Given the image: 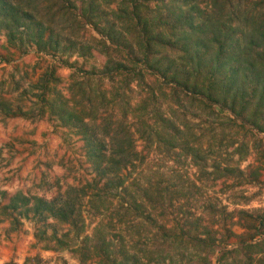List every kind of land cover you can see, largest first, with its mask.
Segmentation results:
<instances>
[{
	"label": "trees",
	"instance_id": "1",
	"mask_svg": "<svg viewBox=\"0 0 264 264\" xmlns=\"http://www.w3.org/2000/svg\"><path fill=\"white\" fill-rule=\"evenodd\" d=\"M150 1L0 0V33L5 34L9 43L33 44L37 52L55 55L60 49L79 47L83 55L92 53L91 46L81 45L68 36L69 44H61V29L55 27L61 14H67L61 20L72 19L73 29L90 25L103 38L100 51L107 58L102 69L87 73L103 74L113 82L109 94L86 93L78 84L83 99L73 98L70 105L59 90L58 103L47 100L68 130L75 129L80 135L84 162L91 170L89 178L79 179V184L69 186L53 200L31 198L17 191L0 206V221L5 217L15 223L18 216L32 215L39 222L37 228L42 238L45 229L41 228V222L48 218L76 228L78 216L82 217L83 202L92 204L101 215L108 209L105 202H120L122 210L141 215L147 204L155 209L166 199L171 202L174 197L179 198L183 187L174 186L163 173L157 180L148 179L150 182L145 185L138 184L134 178L128 180L146 159L136 148L138 138L145 143L142 150L189 156L195 165L214 152L226 157L245 153L250 137L253 148H258L260 140L255 138L256 133L264 132V0ZM112 51L122 52L126 61L108 57ZM146 72L156 76V89L147 86V95L138 105L130 107L124 91L130 89L132 81L145 84ZM44 75L40 87L48 92L50 80L56 83L59 79L54 77V69L46 70ZM84 96L87 104L82 103ZM42 97L46 99L45 94ZM160 99L166 101L170 110L161 108ZM116 101L121 102L118 113L116 108L108 110V105L113 107ZM99 106L105 110L104 114L99 113ZM196 108L200 110L197 115ZM189 115L204 116L205 120L201 121L206 130L198 126L201 132L196 133L188 121ZM205 135H210V139L204 144L200 139ZM262 168L263 165L254 168L249 182L258 180ZM212 174L213 181L220 177L241 178L243 170L219 162L213 165ZM240 213V218L247 222L246 217L251 218L249 222L255 229L264 227V214L253 217L244 210ZM120 215L123 212L117 209L109 212V216ZM144 218L155 224L150 213L144 214ZM122 219L116 221L126 223ZM100 222L95 228L99 242L96 247L105 254V263L143 264L137 255L131 254L130 248L124 249L122 241L118 248L114 247L112 238L105 237ZM210 232L195 239L204 247H214V240L219 238ZM161 235L176 242L184 241L183 234L173 231L171 234L162 231ZM229 240H221L222 246H227ZM257 245L258 242L251 244ZM248 246L245 244V248ZM148 252L149 255H142L149 259L156 256L158 261L163 249H157L155 254ZM118 254L122 258L117 260ZM149 259L145 264L153 258Z\"/></svg>",
	"mask_w": 264,
	"mask_h": 264
},
{
	"label": "rangeland",
	"instance_id": "2",
	"mask_svg": "<svg viewBox=\"0 0 264 264\" xmlns=\"http://www.w3.org/2000/svg\"><path fill=\"white\" fill-rule=\"evenodd\" d=\"M66 15L61 14L59 22L54 24L61 29V44H69L68 36L81 45L91 46L92 53L83 55L78 47L67 51L60 49L50 55L45 51L37 52L28 42L22 45L9 43L5 34L0 33V206L17 191L31 198L38 196L53 200L69 186L79 184V179L90 176L80 135L75 129L68 130L57 113L50 109L47 100L58 103L59 90L62 97L69 99L70 105L73 98L83 99L78 84L86 93L106 91L109 94L113 82L103 74L87 73L103 67L107 58L100 51L103 38L90 25L73 29L72 19L61 20ZM122 55V52L112 51L108 57L126 61ZM52 69L54 77L59 80L56 83L50 80L48 92H44L40 85L46 78V70L50 72ZM144 78L145 84L132 81L130 89L124 91L130 107L138 105L139 100L147 95V86L156 89V76L146 72ZM44 94L46 99L42 97ZM85 100L88 99L84 96L83 104L88 103ZM160 101L161 108L170 110L166 101ZM119 102L116 101L113 107L108 105V110L116 108L117 111ZM3 106L7 109H1ZM99 108V113L104 114L103 107ZM195 112L199 114V108ZM204 118L189 115L188 121L196 133L201 132L198 126L206 130L207 126L202 122ZM135 136H139L138 132ZM197 137L200 138L199 134ZM209 137L205 135L200 141L204 140L205 144ZM255 138L260 140L257 149L253 148V137H250L245 153L226 157L214 152L205 156L200 165H195L189 156L173 153L168 156L160 150H142L145 143L138 138L136 148L146 155V159L128 180L134 178L138 184L145 185L150 182L148 179L157 180L163 173L174 186L183 187L185 194L174 197L171 202L166 199L155 209L147 204L141 215L133 210H122L120 202H105L108 209L101 215L92 204L83 202L82 217L78 216L76 228L48 218L41 222V228L45 229L42 238H39L41 233L37 228L39 222L32 215L18 216L15 223L2 217L0 264H107L105 254L96 247L99 242L95 228L103 217L105 219L100 224L105 237L112 238L116 248L122 241L124 249L130 248L131 254L137 255L143 264L148 262L149 256L142 254L149 255L148 251L155 254L160 248L163 249L160 259L157 261L154 256L148 264H264V227L255 229L249 222L250 217H246L248 222L240 218V210L253 217L264 214V132L256 133ZM213 142L215 147V140ZM219 162L240 168L242 177H220L213 181V174L216 175L215 172L212 174L213 165ZM260 165L263 168L258 180L249 182L250 173ZM115 209L123 212L119 217L126 223L116 221L119 217L109 216V212L113 213ZM147 213L154 218L155 224L144 218ZM158 224L165 227L160 229ZM169 230L183 234L184 241L176 242L161 235L162 231L171 234ZM208 232L219 238L214 240V247H204L195 239V236L205 237ZM226 238L230 240L223 247L221 240ZM255 242L259 245L251 246ZM245 244L249 246L245 248ZM116 258L122 256L118 254Z\"/></svg>",
	"mask_w": 264,
	"mask_h": 264
}]
</instances>
